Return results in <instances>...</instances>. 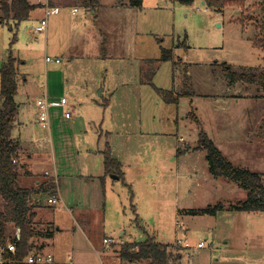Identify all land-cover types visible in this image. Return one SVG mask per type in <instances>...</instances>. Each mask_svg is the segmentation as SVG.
Instances as JSON below:
<instances>
[{
  "label": "rangeland",
  "instance_id": "374dc122",
  "mask_svg": "<svg viewBox=\"0 0 264 264\" xmlns=\"http://www.w3.org/2000/svg\"><path fill=\"white\" fill-rule=\"evenodd\" d=\"M56 1L60 11L48 16L45 32H36L35 21L27 18L11 46L15 33L0 25V68L11 46L20 72L21 106L13 130L23 159L18 171L44 174L53 160L43 161L58 162L59 193L40 194L45 204L48 196L62 200L47 207L63 227L56 261H69L74 248L93 250L85 241L90 235L98 252H81L79 264H103V251L116 257L104 264H136L121 259L119 249L148 237L171 250L178 239L189 242L194 264H264V211L223 209L217 221L184 211L219 202L229 207L247 197L237 182L209 172L206 151L197 149L200 130L235 165L264 174V82L231 84L222 65L264 72V49L254 43L264 37L263 0L221 10L202 0H143L139 8L103 0L96 13L90 7L96 0ZM73 5L80 6L77 15L71 14ZM165 49L174 51L171 59H164ZM47 55L61 62H47ZM51 72L61 73L64 87L55 76L56 90L45 94ZM161 89L175 92L178 100L167 101ZM62 95L69 115L50 106V128H44L38 98L51 102ZM191 110L199 124L188 116ZM107 146L121 161L125 179L108 175L104 205L86 211L88 224L76 216L79 186L72 175L87 173L82 157L93 151V172L103 174ZM29 156L39 162L26 164ZM8 234L13 238L15 229ZM106 236L117 242L110 250L104 249ZM200 240L203 248L196 247Z\"/></svg>",
  "mask_w": 264,
  "mask_h": 264
},
{
  "label": "trees",
  "instance_id": "16d2710c",
  "mask_svg": "<svg viewBox=\"0 0 264 264\" xmlns=\"http://www.w3.org/2000/svg\"><path fill=\"white\" fill-rule=\"evenodd\" d=\"M179 1L184 4H191L194 0ZM202 1L209 9L221 10L230 5L242 6L245 0ZM142 2L143 0H129L132 6H140ZM35 7L28 0H11L10 3L2 5L5 17L12 14L17 21L27 19L30 11ZM261 8L264 11V0L261 3ZM5 17H2L0 21H3ZM14 42L15 36L11 46ZM254 43L264 49V37ZM11 46L8 57L0 68V197L4 202V207L0 210V246H6L8 240L14 242L16 253L13 255L6 250L4 255L5 264H21L33 250L31 239L39 233L33 225L35 195L44 191H52V188L38 191L29 187H21L18 184L19 162H14V160L18 161V158H20V144L13 135L19 115V104L16 100L18 91V58L13 54ZM171 55L172 51L170 49L164 50V59H171ZM222 65L225 76L231 84L237 82H264V72L259 74L238 72L233 70L232 66L227 62H223ZM161 91L167 101H177L179 98L170 90L161 89ZM188 116H191L199 124V119L193 114L192 110L188 113ZM197 149L206 151L208 170L214 177H223L237 182L240 187L247 191V197L229 207H226L223 202H219L215 205L189 209L186 211L188 214L216 215L218 211L223 209L249 212L264 211L263 173L235 165L203 130L199 132ZM103 154L105 172L114 175L117 179L124 180L121 162L113 157L111 147L107 146ZM10 224L15 228H20L19 237H9L8 228ZM46 235L51 236V233L47 232ZM119 257L136 264H140L142 261H148V264H181V254L177 250L173 248L171 250L170 244L156 241L152 237L144 241L122 245L119 249Z\"/></svg>",
  "mask_w": 264,
  "mask_h": 264
},
{
  "label": "crops",
  "instance_id": "0c3cea01",
  "mask_svg": "<svg viewBox=\"0 0 264 264\" xmlns=\"http://www.w3.org/2000/svg\"><path fill=\"white\" fill-rule=\"evenodd\" d=\"M10 2H11V0H0V20L2 17L6 16L4 14L3 9H2V5L4 3H10ZM28 2L30 4L36 6L34 9H32L30 11L29 16H28L29 19L32 18L35 21V25L38 23V21L41 18L44 17V10L47 6H58L59 7L56 0H28ZM95 2L96 3L99 2V4L98 5L94 4V7H92V5L90 6L91 8H93V13L98 12L99 8L104 6L103 0H96ZM115 5L119 8H123V7H127V6L139 8L142 6V5L132 6V5H130L129 0H116ZM78 6L79 5L71 6V14L72 15H77V13L79 12V9L76 13H73L72 9H73V7H78ZM79 8H80V6H79ZM23 21L24 20H22V21L15 20L13 18V15L10 14L9 16L5 17V19L3 21H0V25L1 26H4V25L8 26L10 28V31L15 33L14 36L16 39L17 34L20 31V28L22 26L21 24ZM18 28H19V30H18ZM16 29L18 30L17 32L15 31ZM170 50L174 54V51L172 49H170ZM57 57H59V56H57ZM19 73L20 72L18 70V79L20 77ZM52 73L53 72H51L47 77L48 78L46 81L47 84L45 85V88L43 89L45 94L46 93L49 94L50 92L52 93L56 90L55 89V87L57 85L56 78H57V80H60L61 88L63 89V87H64L63 86L64 82H63V78H62L61 73L59 72L61 76L60 75H54V73L53 74ZM140 73H141V70H140ZM55 76H56V78H55ZM26 80H27V78H26V76H24V81H26ZM18 85H19V82H18ZM18 91H19V86H18ZM18 91H17V94H18ZM173 93L175 94V92H173ZM61 98H65L64 95H62L59 100H61ZM38 99H45V98L39 97ZM59 100H52V101H59ZM0 103H1V99H0ZM18 104H19V109H20L21 104L19 102H18ZM69 106L70 105L68 104L67 108L64 106H60V107L64 108L66 111L70 108ZM17 122H19V121L17 120L16 124H17ZM95 131H96V129H95ZM20 152H21V148H20ZM112 155H113V153H112ZM92 156H93V158H92ZM97 156H98V151H93L92 153H87L86 156L82 157L83 160L87 159L86 163L85 164L83 163L85 166V169L87 170V173L86 174H74V175H72V177H75L73 179H76L77 184L79 186V188L75 192L77 195H81V197L75 195V199L77 201L75 203V205H76V209L78 210V212H77L78 214H76V216L79 215L80 217H82L84 222L86 220H88L89 221L88 224L91 223V220L85 219L87 216L86 211L91 210V209H96L97 207H99V205L100 206L104 205L103 192L105 191L104 188H105V185H106V182L108 179V175L113 179H117V177H115L114 175L112 176V174H108L106 172H104L103 174H94V172H93L94 168H95L94 163H95V157H97ZM113 157L117 158L114 155H113ZM103 158H104V156H103ZM117 159L119 160V158H117ZM49 161H52L51 163H53V164L51 165L50 170L46 169L44 171V174H40L39 171H36L32 168L27 169L26 173L23 171H20V172L18 171L19 172L18 182L21 179V176L24 177V179L21 181L22 182L21 187H29V188H33V189L38 190V191L39 190L43 191L46 188H52L51 190L53 191L52 192L53 194H56L57 192L59 193V189L55 188V186H54V183L56 182V184H57L58 178H60V176H61L60 174H57L58 169H59L58 162L54 158L53 159L48 158L43 162L47 163ZM17 162H19V163L23 162L21 155H20V158H18ZM37 162H39V161H37V160L33 161L32 156H29V159L25 161L26 164H30V165L37 163ZM121 166H122V163H121ZM104 168H105V165H104ZM21 173H24V174H21ZM52 173H54V174H52ZM124 179H125V174H124ZM35 196L36 197L34 198V203H33L34 204L33 211L35 212V218H34V224L33 225L38 230L39 233H38V235L34 236L31 239V242L33 244L32 252H42L45 255H51L53 257V261L50 263H46V264H79L80 263L79 254L81 252H93V251L98 252L97 248L93 244V237H91L90 235H85V241L88 242L89 246L92 247L93 250H90L89 248H87L86 249L87 251H85L84 249H81V248H74L73 251H74L75 255H71V254L68 255V258H69V261H67L68 263L65 262L64 260L61 261L59 258H58V261H56L55 254H57V256H58L59 253H58V250L55 246V243H56L55 241L62 234L63 227L56 224V222L51 217V214H48L49 212L47 211L48 210L47 207L51 206L49 201H48L49 198H51L53 196H56V197L58 196L57 198L59 199V202H61L62 201L61 196H59L58 194L53 195V196H48L47 197V204H45L44 201L41 199V197H39L40 193H38ZM3 207H4V202H3V199L0 197V210H2ZM189 209H192V208L185 209L184 211H187ZM217 214L216 215L207 214V215L210 217H214L216 219ZM188 216H191V214H188ZM216 221H217V219H216ZM75 223L77 224L78 227L79 226L81 227L82 223L79 222L78 219L75 220ZM50 226L55 227V230H51L49 228ZM12 227L15 229V235L14 236L19 237L20 232L18 231V228H15L12 224L9 225L8 231ZM78 227L73 226V228L75 230H77ZM17 231H18V234H16ZM47 232L51 233V236H47L46 235ZM72 232H74L73 238H75V234L77 233V231H72ZM9 237H10V235H9ZM152 238H154V237H152ZM73 242L75 243L74 239H73ZM115 252H116V250H115ZM101 256H103V259H102L103 264H104V260L107 262V260L109 261V260L116 258V257L112 256V253L110 251H108V252L103 251V254ZM74 259H75V261H74ZM23 263H21V264H23Z\"/></svg>",
  "mask_w": 264,
  "mask_h": 264
},
{
  "label": "built area",
  "instance_id": "2783aa9c",
  "mask_svg": "<svg viewBox=\"0 0 264 264\" xmlns=\"http://www.w3.org/2000/svg\"><path fill=\"white\" fill-rule=\"evenodd\" d=\"M60 11V8L58 6H47L44 10V17L41 18L38 23L35 25V31L42 33L45 32L47 29L48 25V16L50 14H56ZM78 11V7H73L72 12L76 13ZM46 61L47 62H56L60 63L61 59L59 57H51V56H46ZM37 105L39 107V122L44 128H49L50 127V113H49V108L50 106H64L67 108L68 106V100L66 98H61L59 101H47L46 99H38L37 100ZM66 115H69V110L66 111ZM14 162H17V160H14ZM49 203L51 204H58L59 199L56 196H53L48 199ZM18 234V231L17 233ZM17 237V236H16ZM125 242L123 240H120V244H124ZM103 244H104V249L105 250H110L113 245L117 244L115 239L112 236H106L103 239ZM119 244V245H120ZM206 245L205 240H200L197 243V248H203ZM175 248L177 252L181 254V264H194V261L192 260L193 256V248L194 246L190 244L189 242L183 243L182 240H177L175 242ZM10 251L11 254L16 253V246L15 243L8 240L6 243V246H0V264H5V252ZM53 261V257L51 255H45L42 252H32L28 255L24 263L26 264H46L50 263Z\"/></svg>",
  "mask_w": 264,
  "mask_h": 264
},
{
  "label": "water",
  "instance_id": "95a60500",
  "mask_svg": "<svg viewBox=\"0 0 264 264\" xmlns=\"http://www.w3.org/2000/svg\"><path fill=\"white\" fill-rule=\"evenodd\" d=\"M203 3H204V1H203ZM18 231L20 232V228H18ZM19 236H20V233H19Z\"/></svg>",
  "mask_w": 264,
  "mask_h": 264
}]
</instances>
